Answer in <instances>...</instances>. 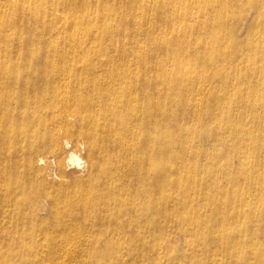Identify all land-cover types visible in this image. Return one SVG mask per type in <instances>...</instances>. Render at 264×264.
<instances>
[{
	"label": "bare ground",
	"instance_id": "1",
	"mask_svg": "<svg viewBox=\"0 0 264 264\" xmlns=\"http://www.w3.org/2000/svg\"><path fill=\"white\" fill-rule=\"evenodd\" d=\"M0 264H264V0H0Z\"/></svg>",
	"mask_w": 264,
	"mask_h": 264
}]
</instances>
